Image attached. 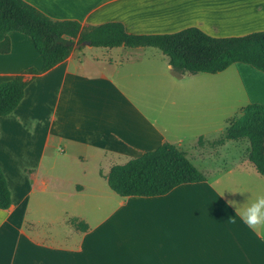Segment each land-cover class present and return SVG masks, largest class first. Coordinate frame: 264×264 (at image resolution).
<instances>
[{"label": "crops", "instance_id": "1", "mask_svg": "<svg viewBox=\"0 0 264 264\" xmlns=\"http://www.w3.org/2000/svg\"><path fill=\"white\" fill-rule=\"evenodd\" d=\"M22 1L53 21L120 23L132 35L264 32V0ZM4 41L0 83L23 75L28 84L0 117L10 193V206L0 209V264H264V224L240 216L264 198V176L244 156L245 142L214 144L245 106L264 105L263 73L231 65L245 103L226 116L208 95L206 73L174 71L156 48L75 40L63 63L33 75L26 72H40L43 59L30 38L0 33ZM163 144L184 152L205 181L156 197L121 198L108 188L113 166Z\"/></svg>", "mask_w": 264, "mask_h": 264}, {"label": "trees", "instance_id": "2", "mask_svg": "<svg viewBox=\"0 0 264 264\" xmlns=\"http://www.w3.org/2000/svg\"><path fill=\"white\" fill-rule=\"evenodd\" d=\"M17 32L33 43L43 59L38 75L63 63L71 54L75 40L80 46L138 48L151 47L162 52L174 71L191 74H218L231 65H248L264 74V32L243 37L214 38L197 28H187L173 34L132 35L120 23L81 28L72 21H53L22 0H0V33ZM8 41L0 44V53H7ZM27 81L23 75L0 83V117L9 115L22 100ZM227 140L249 141V161L257 173L264 176V156L260 146L264 137V105L249 104L240 117L232 120L225 132ZM224 139L214 144L219 145ZM108 188L121 198L156 197L183 184L205 181V177L187 159L184 152L170 144L147 152L124 165L113 166L106 176ZM10 206V193L0 169V209ZM79 230H86L81 222L71 220Z\"/></svg>", "mask_w": 264, "mask_h": 264}, {"label": "rangeland", "instance_id": "3", "mask_svg": "<svg viewBox=\"0 0 264 264\" xmlns=\"http://www.w3.org/2000/svg\"><path fill=\"white\" fill-rule=\"evenodd\" d=\"M235 67L231 66L229 69L225 70L222 73H218L215 75L211 74H203V79L209 81V85L207 88L208 95L211 97H218L219 100V108L222 106L225 110V115H237V110L239 105H243L245 103V98L243 92L238 89L236 86V81L238 80L237 75L235 74ZM243 79L246 83L248 91H250V84L248 77L243 76ZM216 101V100H215ZM241 103V104H240ZM212 102L210 100V107ZM220 139H224V142L232 141V142H245L243 145H246V152L244 156L249 159V141L247 139L242 140H227L225 139V135L223 134ZM262 149V155L264 156V137L262 136V140L260 143Z\"/></svg>", "mask_w": 264, "mask_h": 264}, {"label": "clouds", "instance_id": "4", "mask_svg": "<svg viewBox=\"0 0 264 264\" xmlns=\"http://www.w3.org/2000/svg\"><path fill=\"white\" fill-rule=\"evenodd\" d=\"M241 220L249 226L264 224V198L247 206L240 212Z\"/></svg>", "mask_w": 264, "mask_h": 264}, {"label": "water", "instance_id": "5", "mask_svg": "<svg viewBox=\"0 0 264 264\" xmlns=\"http://www.w3.org/2000/svg\"><path fill=\"white\" fill-rule=\"evenodd\" d=\"M83 44H85V45L89 46V42H83Z\"/></svg>", "mask_w": 264, "mask_h": 264}]
</instances>
